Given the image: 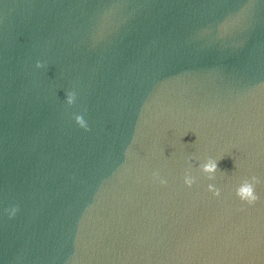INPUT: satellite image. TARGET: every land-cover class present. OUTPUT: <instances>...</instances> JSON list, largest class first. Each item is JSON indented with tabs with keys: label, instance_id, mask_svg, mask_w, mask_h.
<instances>
[{
	"label": "water",
	"instance_id": "water-1",
	"mask_svg": "<svg viewBox=\"0 0 264 264\" xmlns=\"http://www.w3.org/2000/svg\"><path fill=\"white\" fill-rule=\"evenodd\" d=\"M0 264H264V0H103L0 185Z\"/></svg>",
	"mask_w": 264,
	"mask_h": 264
},
{
	"label": "clouds",
	"instance_id": "clouds-1",
	"mask_svg": "<svg viewBox=\"0 0 264 264\" xmlns=\"http://www.w3.org/2000/svg\"><path fill=\"white\" fill-rule=\"evenodd\" d=\"M37 67H42V65L38 62ZM67 102L69 105L73 104L75 100V93L69 92L67 93ZM76 123L80 125L82 128L87 130V124L84 118L80 115L75 117ZM201 169L204 173L208 175V179H214V174L217 171V162L210 160L208 163L201 166ZM161 183H166V180H161ZM184 183L191 187L195 183V177L191 176L190 174L186 173L184 176ZM261 180L257 176H251L248 179H245L239 187L236 189V195L239 197L241 201L247 202L249 205L254 204L259 200V196L256 193V185L260 184ZM208 190L213 193L214 196L220 195V190L217 189L213 184L208 185ZM17 209L13 208L10 212V215H15Z\"/></svg>",
	"mask_w": 264,
	"mask_h": 264
}]
</instances>
